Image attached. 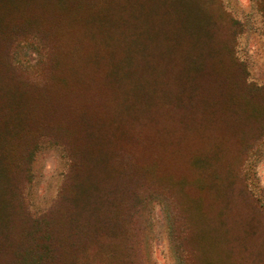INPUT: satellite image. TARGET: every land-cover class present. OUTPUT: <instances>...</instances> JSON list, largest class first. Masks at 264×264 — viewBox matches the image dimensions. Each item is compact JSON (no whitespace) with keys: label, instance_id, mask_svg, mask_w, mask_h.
<instances>
[{"label":"trees","instance_id":"16d2710c","mask_svg":"<svg viewBox=\"0 0 264 264\" xmlns=\"http://www.w3.org/2000/svg\"><path fill=\"white\" fill-rule=\"evenodd\" d=\"M239 27L219 0H0V264H155L153 204L172 264H264ZM42 140L66 164L35 214Z\"/></svg>","mask_w":264,"mask_h":264},{"label":"rangeland","instance_id":"374dc122","mask_svg":"<svg viewBox=\"0 0 264 264\" xmlns=\"http://www.w3.org/2000/svg\"><path fill=\"white\" fill-rule=\"evenodd\" d=\"M260 1L219 0L224 11L239 23L235 57L247 68V82L255 87L264 86V21L259 10ZM39 56L37 50L30 48L24 60L31 66L37 62ZM65 164L61 145L45 140L40 142L33 162V184L27 189L31 212L40 213L48 206L60 183ZM249 171L255 173L259 188L264 190V139L254 147ZM151 215L155 223L151 238L152 259L155 264H172L158 204H153Z\"/></svg>","mask_w":264,"mask_h":264}]
</instances>
